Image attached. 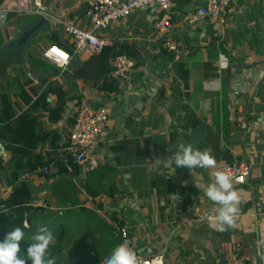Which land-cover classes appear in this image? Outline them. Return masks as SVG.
Masks as SVG:
<instances>
[{"label": "crops", "instance_id": "0c3cea01", "mask_svg": "<svg viewBox=\"0 0 264 264\" xmlns=\"http://www.w3.org/2000/svg\"><path fill=\"white\" fill-rule=\"evenodd\" d=\"M40 1L54 20L14 13L0 18V109L5 95L15 117L30 112L43 130L61 132L56 148L48 137L36 144L34 154L63 161L74 153L67 149L72 128L67 120L81 100L107 108L109 118L95 150L98 168L88 171L76 162L79 174L46 178L47 166L25 173L31 203L64 208L71 200L63 195L67 182L78 189V203L116 229L115 234L118 225L109 216L124 223L122 243L128 241L138 255L164 253L168 264H264V246H257L264 238V0H235L223 22L188 19L207 0H173L171 26L162 32L155 29L159 8L140 9L111 23L100 34L110 45L127 44L136 52L133 71L116 92L74 77L95 53L73 52L66 69L43 56L51 45L74 51L61 21L72 19L89 28L87 0ZM168 40L182 42L187 54L177 59L166 47ZM55 85L75 97L57 123L45 109L56 106V95L49 92L46 104L33 105ZM181 143L209 150L216 164L207 169L175 166ZM0 157L8 166L12 152L2 142ZM236 162L250 165L251 171L244 184L233 183L239 211L234 225L220 230L211 226L220 205L204 193L216 171ZM50 171L56 174L57 167L51 165ZM95 189L98 195H93ZM10 192L0 181V199ZM81 245L85 252L103 253L104 259L114 248L105 250L107 246L87 239Z\"/></svg>", "mask_w": 264, "mask_h": 264}, {"label": "trees", "instance_id": "16d2710c", "mask_svg": "<svg viewBox=\"0 0 264 264\" xmlns=\"http://www.w3.org/2000/svg\"><path fill=\"white\" fill-rule=\"evenodd\" d=\"M67 50L71 54L73 53L69 48ZM135 53L133 47L127 44L107 45L100 53H95L84 61L76 69L74 77L84 82L100 83L99 88L103 91L116 92L119 90V81L110 78L111 61L118 54L132 57ZM49 92L56 95L57 101L55 107H50L49 104L45 105L46 113L51 122L57 123L64 117L67 106L75 100V97L69 96L61 85H55L46 88L41 96L33 102V105L40 102L46 104L45 99ZM26 100L31 103L32 99L28 97ZM6 102V96L3 95V106L0 109V142L5 144L8 150H11L12 158L6 166L4 159L0 157V181H5L8 187H11V192L7 199H0V240H4L14 227H21L24 231V238L20 242V249L27 259L26 249L33 243L32 236L39 228L44 227L53 234L48 252L50 258H55L56 264H103V253L80 252L78 249L76 251L77 244H84L87 239L89 243H98L99 247L107 245L115 247L119 242L122 243L120 232H118L120 235L115 234L116 229H112L94 211H88L78 203V189H73V184L64 183L67 189L63 195L71 196L69 203L66 202L62 209L54 210L50 204L33 205L31 203L33 201L32 190L22 180L25 173L44 169L45 166L48 168H45L46 178L68 172L79 174L76 153L66 154L65 161L55 160L49 154H34L36 144L48 137L52 138V148H56L57 142L62 138L61 132L56 129L43 130L41 125L37 124L36 119L30 116V112L15 117L10 110L11 106ZM74 121L75 116L67 120L70 125H73ZM51 165L57 167L56 174L51 173ZM3 178L5 179L3 180ZM99 193L100 190L95 189L93 195ZM109 219L118 225V231L123 228L124 223L118 221L115 216L110 215ZM95 236L99 240L94 239ZM108 239L109 243H107ZM28 264H31L30 260H28Z\"/></svg>", "mask_w": 264, "mask_h": 264}, {"label": "built area", "instance_id": "2783aa9c", "mask_svg": "<svg viewBox=\"0 0 264 264\" xmlns=\"http://www.w3.org/2000/svg\"><path fill=\"white\" fill-rule=\"evenodd\" d=\"M235 0H207L204 6L198 8L194 16L188 19L192 22L205 18L220 19L223 22L224 15ZM173 0H87L86 14L90 18V27L85 29L77 25L74 20H63L65 32L72 39L73 52L100 53L103 48L110 45L109 41L100 33L109 27L111 23L129 17L137 10L145 8H159L162 11L160 20L155 24L157 31H165L171 26ZM9 13L19 16H39L49 21L54 17L43 9L40 0H4L0 4V18L5 19ZM58 20V19H57ZM166 47L175 53L178 59L188 52L187 46L180 41L168 40ZM43 56L61 69L69 65L72 54L57 45H51ZM135 62L126 54H118L111 61L110 78L116 81L126 80L133 71ZM109 110L107 108H94L87 100H81L75 114V121L69 134L68 150H73L77 155V163L88 171H94L99 166L95 150L99 137L108 121ZM233 173L234 183L244 184L250 175V165L244 162H236L223 166ZM125 238L127 230H119ZM140 264H168L164 253L141 256L138 255Z\"/></svg>", "mask_w": 264, "mask_h": 264}, {"label": "clouds", "instance_id": "9594fccd", "mask_svg": "<svg viewBox=\"0 0 264 264\" xmlns=\"http://www.w3.org/2000/svg\"><path fill=\"white\" fill-rule=\"evenodd\" d=\"M177 167L207 169L216 164L214 155L209 150L201 151L192 144H179L174 155V163ZM169 165L165 163V167ZM215 180L209 183L205 190V196L211 202L220 205L212 227L224 229L225 225L232 226L238 214L240 197L233 189V173L228 170L215 172ZM24 238L21 227H14L4 240H0V264H56L55 258L49 257V247L53 240V234L47 228L41 227L32 236L33 243L27 249V259L21 253L20 242ZM257 246H264V238L257 241ZM103 264H140L137 251L125 241L115 246L111 253L103 260Z\"/></svg>", "mask_w": 264, "mask_h": 264}, {"label": "rangeland", "instance_id": "374dc122", "mask_svg": "<svg viewBox=\"0 0 264 264\" xmlns=\"http://www.w3.org/2000/svg\"><path fill=\"white\" fill-rule=\"evenodd\" d=\"M78 246V245H77ZM77 249H78V251H82V252H85V248H83V245H81V243H80V245L76 248V251H77ZM88 252H89V250H88Z\"/></svg>", "mask_w": 264, "mask_h": 264}, {"label": "water", "instance_id": "95a60500", "mask_svg": "<svg viewBox=\"0 0 264 264\" xmlns=\"http://www.w3.org/2000/svg\"><path fill=\"white\" fill-rule=\"evenodd\" d=\"M202 223H203V221H202ZM202 223H200V224H202Z\"/></svg>", "mask_w": 264, "mask_h": 264}]
</instances>
